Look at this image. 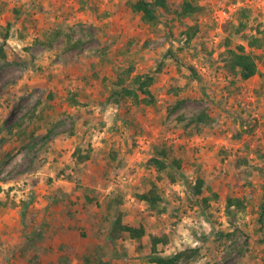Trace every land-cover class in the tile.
Segmentation results:
<instances>
[{
    "label": "rangeland",
    "instance_id": "374dc122",
    "mask_svg": "<svg viewBox=\"0 0 264 264\" xmlns=\"http://www.w3.org/2000/svg\"><path fill=\"white\" fill-rule=\"evenodd\" d=\"M133 1L0 0V264H81L96 244L104 264H154L157 231L161 253L189 254L178 264H264V0H189V15L167 0L154 25ZM239 44L257 63L247 79L225 65ZM129 67L153 76L152 103L113 95ZM154 145L181 160L158 179ZM150 177L154 209L135 197ZM117 209L144 225L141 249L106 238Z\"/></svg>",
    "mask_w": 264,
    "mask_h": 264
},
{
    "label": "trees",
    "instance_id": "16d2710c",
    "mask_svg": "<svg viewBox=\"0 0 264 264\" xmlns=\"http://www.w3.org/2000/svg\"><path fill=\"white\" fill-rule=\"evenodd\" d=\"M133 11L141 14V19L149 24H156L159 20L158 17V7L167 8V0H135L130 3ZM201 6L197 3H193L189 0H184L181 4L179 15H189L193 12L199 11ZM196 26L192 27V31L189 32L188 37L193 35L196 31ZM245 29V24L240 23L234 32L239 33ZM7 34H5L6 36ZM255 41H250V44H255ZM229 55L225 57V65L230 70L238 72L242 79H247L257 72V63L254 56L245 52L244 46L242 44L237 45L235 48L228 49ZM130 67L123 73L125 76H130ZM124 78H120L116 83L120 84L122 87L120 90L114 89L113 95H118V98H125V96H131L132 99L137 102L152 103L154 101L153 95L149 89V85L153 82L154 78L150 74H136L130 76V82L127 85H123ZM143 94V97H139ZM196 120H201L202 115L195 117ZM155 154L149 159V164H152L156 168V178H159V173L166 170L168 166L179 168L181 165V160L179 156H174L171 159V163H168V158L170 155L171 148L154 145ZM86 157L80 155L78 161L84 162ZM155 177H150V185L145 187L141 192L136 193L135 197L138 201H144L152 209L158 206V203L162 200V196L158 192V185L154 180ZM175 174L168 173L167 181L173 182L175 180ZM202 179H197L194 184V190L196 193H200L202 189ZM84 206L91 204L95 205L96 208L102 206V202L96 195L85 194ZM237 198H228L227 204L231 205L233 202H239ZM122 204V199L118 195L115 197H110L104 203L103 207L107 215L111 214L113 206L120 207ZM109 227L106 233V238L110 241H114L118 238L130 237L137 242V249L142 248V237L145 234V227L142 223L138 225H132L123 221L122 211L117 209L112 213L111 219L109 221ZM169 235L166 232L157 231L150 235V261L154 264H178L182 256L189 257L184 251H178L173 254L161 253L158 246H164L169 244ZM192 252H197V249H190ZM105 253L101 245H94L92 251H84L80 253L81 264H104Z\"/></svg>",
    "mask_w": 264,
    "mask_h": 264
}]
</instances>
